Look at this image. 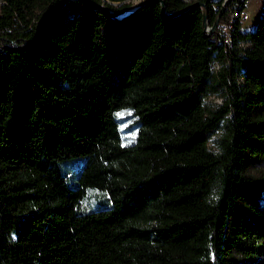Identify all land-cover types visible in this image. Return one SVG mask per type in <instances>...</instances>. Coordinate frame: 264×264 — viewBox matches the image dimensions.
I'll return each instance as SVG.
<instances>
[{
    "label": "trees",
    "instance_id": "trees-1",
    "mask_svg": "<svg viewBox=\"0 0 264 264\" xmlns=\"http://www.w3.org/2000/svg\"><path fill=\"white\" fill-rule=\"evenodd\" d=\"M109 1L1 0L0 264H264V0Z\"/></svg>",
    "mask_w": 264,
    "mask_h": 264
},
{
    "label": "rangeland",
    "instance_id": "rangeland-1",
    "mask_svg": "<svg viewBox=\"0 0 264 264\" xmlns=\"http://www.w3.org/2000/svg\"><path fill=\"white\" fill-rule=\"evenodd\" d=\"M141 0H123V1H109L114 6H118L121 3H126L127 6L135 5L136 3L140 2ZM1 3V0H0ZM262 6V0H248L247 2V11L248 16L244 19L242 22V25L244 28L252 29L255 26V23L259 17L260 11ZM218 88V87H217ZM116 118L119 123L120 127V133L122 137L123 142H130L133 140L137 124L135 122V116L130 108H123L117 111ZM79 161H73V162H66L63 164V168L67 171H75L76 167L78 166ZM88 198L84 202L82 200V205L85 206V208H94L97 206L98 202L102 199L105 200L104 193L90 189L87 191Z\"/></svg>",
    "mask_w": 264,
    "mask_h": 264
},
{
    "label": "built area",
    "instance_id": "built-area-1",
    "mask_svg": "<svg viewBox=\"0 0 264 264\" xmlns=\"http://www.w3.org/2000/svg\"><path fill=\"white\" fill-rule=\"evenodd\" d=\"M225 0L221 1V4L225 5ZM247 2L248 0H243L242 3L235 1L230 7H228L226 17L219 23V32L222 36L223 42L226 45H230L231 43V29L232 23L236 18H239L244 21V19L248 16L247 11ZM243 27V25L241 26ZM210 27L207 25L206 30Z\"/></svg>",
    "mask_w": 264,
    "mask_h": 264
},
{
    "label": "water",
    "instance_id": "water-1",
    "mask_svg": "<svg viewBox=\"0 0 264 264\" xmlns=\"http://www.w3.org/2000/svg\"><path fill=\"white\" fill-rule=\"evenodd\" d=\"M147 1H151V0H141L140 2H138V3H136L135 5H132V6H125V7H123L120 11H118V12H111V11H108V13L110 14V15H114V14H117L118 15V17H120V16H123V15H126V14H128L129 12H131V11H133L134 9H136V8H138L139 6H141L142 4H144V2H147ZM154 1H159L160 2V4H161V6L163 7V0H154ZM227 0H225L224 2H226ZM121 2V1H120ZM194 3H198L197 1H194L192 4H194ZM102 6V5H101ZM105 10H106V7L105 6H102ZM222 9V8H221ZM220 11L221 10H219V14H220ZM216 22H217V19L214 21V23L212 24V26L210 27V31H212L214 28H215V26H216ZM203 26H205V14H204V16H203ZM206 28V27H205Z\"/></svg>",
    "mask_w": 264,
    "mask_h": 264
}]
</instances>
